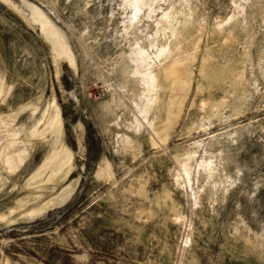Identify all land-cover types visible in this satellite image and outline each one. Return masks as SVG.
Returning <instances> with one entry per match:
<instances>
[{
	"label": "rangeland",
	"instance_id": "obj_1",
	"mask_svg": "<svg viewBox=\"0 0 264 264\" xmlns=\"http://www.w3.org/2000/svg\"><path fill=\"white\" fill-rule=\"evenodd\" d=\"M0 264H264V0H0Z\"/></svg>",
	"mask_w": 264,
	"mask_h": 264
},
{
	"label": "bare ground",
	"instance_id": "obj_2",
	"mask_svg": "<svg viewBox=\"0 0 264 264\" xmlns=\"http://www.w3.org/2000/svg\"><path fill=\"white\" fill-rule=\"evenodd\" d=\"M133 4H135V3H133ZM133 4H132V6H133ZM129 7H130V5H129ZM131 8V7H130ZM133 8H134V6H133ZM132 8V9H133ZM131 9V10H132ZM136 11V10H135ZM140 11V10H139ZM132 13H133V11H132ZM139 13V12H138ZM135 14V13H134ZM131 17V16H130ZM137 17V16H136ZM135 21V20H134ZM51 26V25H50ZM128 26V25H127ZM52 31H53V35H55L56 36V38H57V40L60 42H62L63 44H62V49H63V53H64V55L67 57V59H68V61H69V64H71V65H74V59H73V57H72V53L70 52V50H69V46H67L66 45V43H64L63 42V38L61 37V33H57L54 29H52ZM173 32L175 33V31L173 30ZM139 47V46H138ZM141 47V46H140ZM163 48V47H162ZM140 49V52L138 51V56H143V54H144V49L143 48H139ZM150 70H153V68L151 67V64H150V67H149V71Z\"/></svg>",
	"mask_w": 264,
	"mask_h": 264
}]
</instances>
